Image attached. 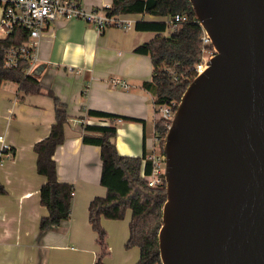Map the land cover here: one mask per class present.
<instances>
[{
	"label": "crops",
	"instance_id": "crops-1",
	"mask_svg": "<svg viewBox=\"0 0 264 264\" xmlns=\"http://www.w3.org/2000/svg\"><path fill=\"white\" fill-rule=\"evenodd\" d=\"M86 8L110 5L112 0H76ZM1 14V5H0ZM131 27H109L100 32L80 19H58L48 24L40 38L33 76L40 83L36 93L24 94L19 84L0 80V134L9 145L0 164V264H96L99 246L88 221V204L106 193L100 184V148L82 142L84 121L109 123L86 116L97 109L115 119L116 148L123 155L140 156L160 148L155 133L153 95L142 86L152 76L149 55L134 48L156 32L138 30L137 20L155 19L144 13L121 14ZM166 34V31L163 32ZM126 82L114 84L111 79ZM55 95L66 105L64 141L54 151L57 178L73 185L71 211L60 225L40 231L47 214L40 203L44 176L36 170L35 142L46 137L54 122ZM130 219V212H129ZM126 220H103L107 253L103 264H136L137 246L126 247Z\"/></svg>",
	"mask_w": 264,
	"mask_h": 264
},
{
	"label": "water",
	"instance_id": "water-1",
	"mask_svg": "<svg viewBox=\"0 0 264 264\" xmlns=\"http://www.w3.org/2000/svg\"><path fill=\"white\" fill-rule=\"evenodd\" d=\"M215 54L162 145L161 264H264V0H189Z\"/></svg>",
	"mask_w": 264,
	"mask_h": 264
},
{
	"label": "trees",
	"instance_id": "trees-1",
	"mask_svg": "<svg viewBox=\"0 0 264 264\" xmlns=\"http://www.w3.org/2000/svg\"><path fill=\"white\" fill-rule=\"evenodd\" d=\"M112 14L144 13L155 19H140L134 24L138 30L154 31L156 35L149 41L134 48L137 53L147 54L152 62L153 71L150 80L142 86L153 95L154 104L160 106L170 100L177 103L186 86L194 77V66L202 55V29L195 20L194 9L189 0H112ZM175 14L186 15V20L179 22L176 29L170 30L165 17ZM166 31V34L163 32ZM27 38V32L20 27L13 29L6 36H0V80L19 84L24 94L36 93L41 86L33 75H25L26 61H20L16 67H4L2 64L3 48L16 46ZM54 122L46 137L33 145L36 155V170L44 176L39 189V200L47 208V214L40 218L38 228L44 231L56 227L66 220L71 211L73 185L57 178L56 162L53 154L64 141V124L68 120L67 108L55 95ZM155 133L163 145L167 131L166 121L156 110ZM86 116L108 119L109 123L84 121L81 125L82 142L97 145L100 148V184L105 187L103 197H94L88 204V221L96 232L99 253L96 264H103L101 259L107 253L106 231L100 225L101 217L122 219L127 209L130 211L128 239L125 246H137L139 259L136 264L160 263L157 233L161 226V211L166 198L165 186L150 187L144 175L151 171V162L146 158L145 150L140 156L123 155L115 145L118 116L97 109H86Z\"/></svg>",
	"mask_w": 264,
	"mask_h": 264
},
{
	"label": "built area",
	"instance_id": "built-area-1",
	"mask_svg": "<svg viewBox=\"0 0 264 264\" xmlns=\"http://www.w3.org/2000/svg\"><path fill=\"white\" fill-rule=\"evenodd\" d=\"M0 5V31L3 36L11 33L16 27L23 28L27 32V38L23 42L16 46L3 48L2 64L8 68L18 66L20 61H26L25 75H33L34 67L38 62L40 38L48 24L55 20L80 19L90 24L98 32L109 27L129 28L133 23L129 17L110 13L111 5L86 8L76 0H0ZM164 20L169 29L174 30L179 22L186 20V15L175 14L172 17H165ZM195 20L197 21L196 18ZM200 27L202 29V55L194 66V76L205 70L207 61L216 52L205 29L201 25ZM111 82L120 83L123 87L127 86L126 82L118 78L111 79ZM177 104L176 101L170 100L156 108L166 121V129L171 123ZM160 140L157 137V142ZM8 151L9 145L5 135L0 134V164H2L4 156L8 155ZM146 158L151 162L150 173L144 175L147 184L150 187L165 186L166 157L164 152L160 148L153 147L146 154Z\"/></svg>",
	"mask_w": 264,
	"mask_h": 264
},
{
	"label": "rangeland",
	"instance_id": "rangeland-1",
	"mask_svg": "<svg viewBox=\"0 0 264 264\" xmlns=\"http://www.w3.org/2000/svg\"><path fill=\"white\" fill-rule=\"evenodd\" d=\"M0 36H3V34L1 33V31H0ZM129 212H130L129 209H127L126 212H125L124 217L122 219H120V220H126L127 217H128V220H129ZM103 220H112V219L101 217V219H100V225L102 227H103V225H102ZM127 229H128V223H127ZM104 230L106 231L105 228H104ZM106 234H107V231H106ZM156 264H161V262L160 263H156Z\"/></svg>",
	"mask_w": 264,
	"mask_h": 264
}]
</instances>
